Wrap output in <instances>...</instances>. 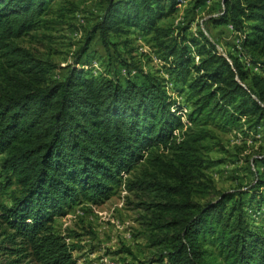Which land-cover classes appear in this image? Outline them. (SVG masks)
Masks as SVG:
<instances>
[{"label":"trees","instance_id":"1","mask_svg":"<svg viewBox=\"0 0 264 264\" xmlns=\"http://www.w3.org/2000/svg\"><path fill=\"white\" fill-rule=\"evenodd\" d=\"M95 1L103 12L80 53L98 35L110 55L137 29L160 52L170 79L154 73L113 79L85 64L51 79L50 67L15 39L66 18L78 3L0 0V57L13 69L4 68L0 81V168L5 189L15 187L9 202H0L6 264H78L76 245L56 230L55 218L84 200L109 198L125 173L162 146L167 153L146 158L165 166L155 181L161 202L152 203L155 262L264 264V227L255 221L264 212L263 178L249 191L194 199L196 186L204 194L212 188L200 177L214 162L200 150L213 130L247 133L264 123V0H221L222 14L214 19L241 34L246 60L220 52L203 30L176 31L165 20L178 0ZM144 182L125 185L131 190Z\"/></svg>","mask_w":264,"mask_h":264},{"label":"rangeland","instance_id":"2","mask_svg":"<svg viewBox=\"0 0 264 264\" xmlns=\"http://www.w3.org/2000/svg\"><path fill=\"white\" fill-rule=\"evenodd\" d=\"M74 1L78 3L77 10L66 18L55 17L57 21L49 23L46 28L15 39L19 47L50 67L51 79H61L70 66L83 64L85 69L95 74L105 73L113 79H142L146 73L170 79L168 65L160 52L137 29L131 31L127 46L113 49L110 55L98 35L88 44L87 54L80 53L86 46L87 32L99 19L103 7L95 0ZM221 14V0H178L175 12L165 21L172 23L176 31L187 27V34L203 30L215 41L220 52L239 55L246 60L238 44L237 36L240 33L231 30L227 24L214 23V19ZM240 39L242 41V36ZM78 58L80 63H77ZM10 63L0 57V81L4 68L13 70L9 67ZM168 85L176 91L171 81ZM173 95L182 100L183 96L179 93ZM205 145L207 148H202L200 153L214 164L202 169L206 176L200 178L212 188L208 194H204L203 188L196 186V201L205 203L216 198L219 191H249L260 178L264 179V123L247 133L234 129H214ZM167 152L163 146L154 147L145 157L149 158L151 153L160 155ZM146 158L124 174L123 183L116 187L109 198L98 204L84 200L55 218L56 230L69 243L76 245L74 256L78 264H159L155 262L159 247L152 236L155 234L152 219L156 220L152 203L161 202L158 196L161 191L156 189L160 186L155 181L162 179L165 166H158L155 156L151 160ZM129 179L139 182L144 179L146 182L142 183L144 186L140 184L130 190L125 185ZM6 184V175L2 174L0 168V202L7 201L15 191L14 186L5 189ZM259 191L264 194V186ZM258 216H254L255 221L264 227V212ZM2 240L3 236H0V247L6 246ZM7 258L6 254L0 253V264H6Z\"/></svg>","mask_w":264,"mask_h":264},{"label":"built area","instance_id":"3","mask_svg":"<svg viewBox=\"0 0 264 264\" xmlns=\"http://www.w3.org/2000/svg\"><path fill=\"white\" fill-rule=\"evenodd\" d=\"M228 27L231 29V30H233L234 28H233V25L232 24H228ZM234 32H236V31H234ZM241 35V34H240ZM239 34H238V44H239V46H241V36H240ZM185 119V118H184ZM175 134H177L178 135V131H176L175 132Z\"/></svg>","mask_w":264,"mask_h":264}]
</instances>
